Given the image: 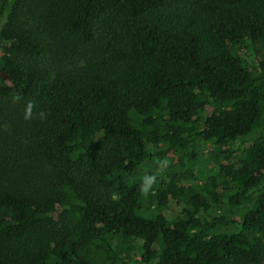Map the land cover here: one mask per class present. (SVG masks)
Here are the masks:
<instances>
[{
    "label": "trees",
    "instance_id": "trees-1",
    "mask_svg": "<svg viewBox=\"0 0 264 264\" xmlns=\"http://www.w3.org/2000/svg\"><path fill=\"white\" fill-rule=\"evenodd\" d=\"M0 23V264H264V0H0Z\"/></svg>",
    "mask_w": 264,
    "mask_h": 264
},
{
    "label": "rangeland",
    "instance_id": "rangeland-1",
    "mask_svg": "<svg viewBox=\"0 0 264 264\" xmlns=\"http://www.w3.org/2000/svg\"><path fill=\"white\" fill-rule=\"evenodd\" d=\"M9 1L12 2L13 0H9ZM0 25H1V23H0ZM247 58H248V64H249L250 69L253 70L254 72H256V70H257L256 62L252 59V57L250 55H247ZM249 145H250V143H248V142L245 143V145H243L240 148L241 151L238 152V154L236 156H238V157L242 156L243 155L242 151L246 150ZM235 148H236L235 144H230L227 148H224L223 150L226 152V151H232ZM220 152L221 151L219 149L214 148L211 144L202 143L200 146L199 154H198V159L200 160L201 171L204 167H206L208 171L213 170V168L215 167V161L214 160L217 159L216 157L218 156V154ZM171 166H178V155L175 154L172 157L171 165L167 166V168H170ZM203 182H204V179L199 176L198 183L197 182H191V184L192 185H195V184L201 185ZM177 212H178V209L173 207V208H171L170 211H168V216L172 217ZM233 218L239 220L240 212H234L233 214L229 215V219H233Z\"/></svg>",
    "mask_w": 264,
    "mask_h": 264
},
{
    "label": "clouds",
    "instance_id": "clouds-1",
    "mask_svg": "<svg viewBox=\"0 0 264 264\" xmlns=\"http://www.w3.org/2000/svg\"><path fill=\"white\" fill-rule=\"evenodd\" d=\"M153 179L154 178H151V177L147 178V181L143 183L140 187L141 193L146 194L149 191Z\"/></svg>",
    "mask_w": 264,
    "mask_h": 264
},
{
    "label": "water",
    "instance_id": "water-1",
    "mask_svg": "<svg viewBox=\"0 0 264 264\" xmlns=\"http://www.w3.org/2000/svg\"><path fill=\"white\" fill-rule=\"evenodd\" d=\"M5 77V76H4ZM8 78H10V76H7Z\"/></svg>",
    "mask_w": 264,
    "mask_h": 264
}]
</instances>
